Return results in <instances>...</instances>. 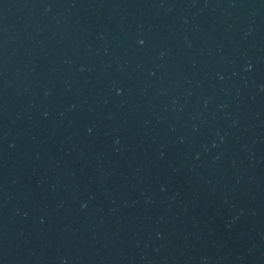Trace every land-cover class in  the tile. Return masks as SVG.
I'll return each mask as SVG.
<instances>
[{"label":"water","instance_id":"obj_1","mask_svg":"<svg viewBox=\"0 0 264 264\" xmlns=\"http://www.w3.org/2000/svg\"><path fill=\"white\" fill-rule=\"evenodd\" d=\"M0 264H264V0H0Z\"/></svg>","mask_w":264,"mask_h":264}]
</instances>
